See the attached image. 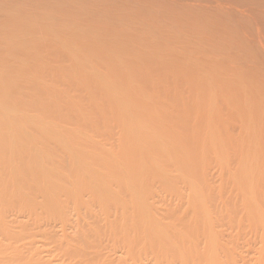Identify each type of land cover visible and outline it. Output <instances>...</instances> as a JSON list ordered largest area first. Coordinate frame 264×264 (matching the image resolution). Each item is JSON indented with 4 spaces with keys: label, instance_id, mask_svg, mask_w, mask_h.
<instances>
[{
    "label": "bare ground",
    "instance_id": "6f19581e",
    "mask_svg": "<svg viewBox=\"0 0 264 264\" xmlns=\"http://www.w3.org/2000/svg\"><path fill=\"white\" fill-rule=\"evenodd\" d=\"M0 264H264V0H0Z\"/></svg>",
    "mask_w": 264,
    "mask_h": 264
}]
</instances>
